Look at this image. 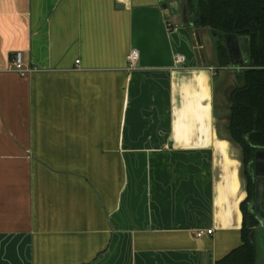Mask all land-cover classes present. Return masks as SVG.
<instances>
[{
	"label": "crops",
	"instance_id": "0c3cea01",
	"mask_svg": "<svg viewBox=\"0 0 264 264\" xmlns=\"http://www.w3.org/2000/svg\"><path fill=\"white\" fill-rule=\"evenodd\" d=\"M183 4L0 0V264H215L242 245L241 68L218 66L187 7L176 25Z\"/></svg>",
	"mask_w": 264,
	"mask_h": 264
},
{
	"label": "trees",
	"instance_id": "16d2710c",
	"mask_svg": "<svg viewBox=\"0 0 264 264\" xmlns=\"http://www.w3.org/2000/svg\"><path fill=\"white\" fill-rule=\"evenodd\" d=\"M184 2L195 27L213 34L220 68L229 66L224 36L241 38L247 63L240 66L228 97L227 132L243 155L247 197L241 203L242 245L215 264H257L258 251L250 235L258 226L251 202L252 168L264 153V0H178Z\"/></svg>",
	"mask_w": 264,
	"mask_h": 264
},
{
	"label": "water",
	"instance_id": "95a60500",
	"mask_svg": "<svg viewBox=\"0 0 264 264\" xmlns=\"http://www.w3.org/2000/svg\"><path fill=\"white\" fill-rule=\"evenodd\" d=\"M178 1V0H174ZM176 25L189 26L190 23L187 19V12L185 3L182 5V24L177 23ZM225 47L229 59V64L232 66H242L247 63L244 54L241 52V38H238L234 35H225L224 36ZM261 222V226L258 229H255L254 233L250 235L251 239H254L258 234L264 233L263 222Z\"/></svg>",
	"mask_w": 264,
	"mask_h": 264
},
{
	"label": "rangeland",
	"instance_id": "374dc122",
	"mask_svg": "<svg viewBox=\"0 0 264 264\" xmlns=\"http://www.w3.org/2000/svg\"><path fill=\"white\" fill-rule=\"evenodd\" d=\"M226 76H223V79L225 78ZM226 79V78H225ZM216 81V84H215V92H216V102H215V106H216V110L217 112L220 114V113H223V105H224V99L222 98L223 94L221 93L222 92V86H223V82L221 81L220 77H217L215 79ZM232 89V87L228 84V86H226V90H225V93H224V97L226 98L227 97V94L228 92ZM226 113V112H225ZM263 155L261 157H258V160L257 162L255 163V166L252 168V174H253V170L256 168V170H259L261 169L260 167H263V172H264V153H262ZM258 211V210H257ZM262 212V211H260ZM259 214V213H258ZM262 214V213H261ZM261 237L263 239H261ZM256 244H259V247L261 249H264V234H258L257 237H256Z\"/></svg>",
	"mask_w": 264,
	"mask_h": 264
},
{
	"label": "built area",
	"instance_id": "2783aa9c",
	"mask_svg": "<svg viewBox=\"0 0 264 264\" xmlns=\"http://www.w3.org/2000/svg\"><path fill=\"white\" fill-rule=\"evenodd\" d=\"M167 28H168V30H171L172 26L168 25ZM137 59H138V53L136 51H131L127 57L129 68L133 69L135 67ZM175 63L183 65L185 63V58L183 56H176L175 57ZM12 65L14 67V70L21 75H24L27 72V70L23 67L22 53L21 52H16L14 54L13 59H12ZM205 233L211 235L212 230H209L206 232L205 231H199L196 235H197V237H201Z\"/></svg>",
	"mask_w": 264,
	"mask_h": 264
},
{
	"label": "flooded vegetation",
	"instance_id": "af4514ba",
	"mask_svg": "<svg viewBox=\"0 0 264 264\" xmlns=\"http://www.w3.org/2000/svg\"><path fill=\"white\" fill-rule=\"evenodd\" d=\"M252 179H253V174H252ZM256 184H258L256 183V180H253L254 197H253V201L251 202V207L254 212V215L257 217V209L260 210L259 201L260 199H261V202L264 201V191H262L261 189H258L257 191L258 186L256 187ZM257 192H258V195H257ZM261 219L262 218L258 216V226L255 229L260 228L261 222L259 220Z\"/></svg>",
	"mask_w": 264,
	"mask_h": 264
}]
</instances>
